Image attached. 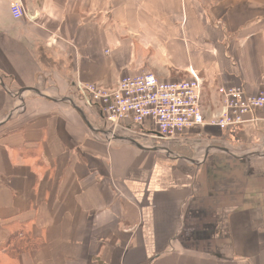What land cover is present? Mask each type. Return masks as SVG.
Returning a JSON list of instances; mask_svg holds the SVG:
<instances>
[{
	"label": "crops",
	"instance_id": "1",
	"mask_svg": "<svg viewBox=\"0 0 264 264\" xmlns=\"http://www.w3.org/2000/svg\"><path fill=\"white\" fill-rule=\"evenodd\" d=\"M21 1L0 0V264H264V111L209 125L223 89L264 95V0ZM142 74L202 79L206 127L108 141L78 86Z\"/></svg>",
	"mask_w": 264,
	"mask_h": 264
},
{
	"label": "built area",
	"instance_id": "2",
	"mask_svg": "<svg viewBox=\"0 0 264 264\" xmlns=\"http://www.w3.org/2000/svg\"><path fill=\"white\" fill-rule=\"evenodd\" d=\"M8 2L12 17L22 19V1ZM202 91L203 80L198 77L163 82L153 74L122 77L117 87L110 90L95 85L78 86L84 108H98L103 131L111 133L107 140L114 141L121 131L125 136H138L129 138L133 143H181L186 132L206 127ZM222 93L224 105L209 125L223 132L235 133L240 126L256 121H248L249 116L264 111V95H248L242 86L223 89Z\"/></svg>",
	"mask_w": 264,
	"mask_h": 264
},
{
	"label": "rangeland",
	"instance_id": "3",
	"mask_svg": "<svg viewBox=\"0 0 264 264\" xmlns=\"http://www.w3.org/2000/svg\"><path fill=\"white\" fill-rule=\"evenodd\" d=\"M123 137H126V138H133V139H137L138 138V136H136V135H131V134H129V135H123ZM139 143H141V144H143V146H145V147H152V148H156V147H160V148H163V147H168V143H156V140H150V142H142V141H139ZM188 145H191L190 147H192V151H195V150H198L197 148H198V146L195 144V143H187ZM165 156L166 157H168V158H171L172 159V156H171V154L169 153H165ZM202 158H203V156H202Z\"/></svg>",
	"mask_w": 264,
	"mask_h": 264
},
{
	"label": "water",
	"instance_id": "4",
	"mask_svg": "<svg viewBox=\"0 0 264 264\" xmlns=\"http://www.w3.org/2000/svg\"><path fill=\"white\" fill-rule=\"evenodd\" d=\"M25 91H26V90H25ZM102 134H104L105 136H110V135H111L110 132H102ZM114 140H117V141H123V140H128V139H126V138L115 137ZM129 141H131V140H129ZM135 144H136L139 148H142V149H143V147H142L141 145H139V144H137V143H135Z\"/></svg>",
	"mask_w": 264,
	"mask_h": 264
}]
</instances>
